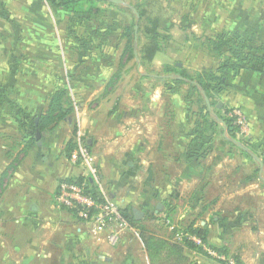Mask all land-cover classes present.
<instances>
[{"label":"crops","instance_id":"obj_1","mask_svg":"<svg viewBox=\"0 0 264 264\" xmlns=\"http://www.w3.org/2000/svg\"><path fill=\"white\" fill-rule=\"evenodd\" d=\"M209 3L202 23L185 22L193 34L179 40L178 50L161 48L153 62L163 54L164 64L179 72L188 66L198 72L218 69L229 54L216 52L208 38L222 32L247 34L248 42L254 35L253 43L264 45V4L233 9L228 1L211 16ZM44 7L49 6L21 0L10 7L17 12L13 18L0 16V264H151L137 228L129 224L120 243L111 246L91 237L71 212L55 208L60 181L77 175L68 154L76 140L85 141L97 158L102 184L96 189L120 208L139 211L138 224L170 212L178 225L204 226L211 246L238 264H264V70H226L224 89L212 91L208 114L198 115L199 92L188 79L174 84L141 71L139 64L142 82L124 111L115 95L119 83L111 82L123 54L111 52V62L104 64L101 53L95 68L76 69L65 52L55 51L60 38ZM128 7L138 18L137 9ZM195 43L204 52L197 66L183 59L193 51L184 44ZM78 60L81 64L82 57ZM59 90H65L64 106L71 111L40 129ZM200 93L205 98L203 89ZM228 108L246 113L251 135L228 132L223 119ZM139 187L145 192L134 194ZM187 254L193 264H226Z\"/></svg>","mask_w":264,"mask_h":264},{"label":"rangeland","instance_id":"obj_2","mask_svg":"<svg viewBox=\"0 0 264 264\" xmlns=\"http://www.w3.org/2000/svg\"><path fill=\"white\" fill-rule=\"evenodd\" d=\"M140 0H125L124 4H120L118 7H113L108 5L107 3L101 2L99 3V7L102 9L101 12H97L96 14H83L80 15L82 19L87 18L88 20L79 21L74 17H71L66 12L60 10L59 8L54 7L46 0H29V2L44 5L49 7L46 8L44 11V16H48L45 19H50L55 21L54 30L56 33V37H59L58 44L55 47V51L65 52L67 56V60H69L72 65H76V69L84 70V65L93 66L92 68L96 67L97 59L101 56V53L104 54V58H102L99 62H103L104 64L111 62V58L109 55L111 52L116 56L119 57L123 52L124 45L126 43V37L123 36L125 28L127 26H131L133 37L138 40V43L135 42V48L137 50H141L143 45L147 42L145 34L138 29V20L136 15L133 14L131 7H128L129 4H135ZM147 8L150 10L151 14L154 17H161L159 28H158V37L160 41L161 48H165L167 50L171 49V52L175 53L177 51V47L181 44L179 40H183V36L189 37L193 33L192 27L185 24V22H192V20H199L200 23L203 22L201 17H205L206 13H208V8L210 6L209 1H211V16L214 13L213 10L216 8H223L225 5L230 4L233 9H236L237 6L240 4L243 6H247L250 9L252 6H258L259 4H264V0H147ZM21 0H0V16L5 18H13L17 12L10 9L13 5H19ZM8 4L10 7L7 9L5 5ZM144 7V6H143ZM200 8V12H193V8ZM197 9V8H196ZM138 13V12H137ZM140 14V13H138ZM219 14V13H218ZM201 20V21H200ZM182 23V24H181ZM185 24V25H183ZM52 26V27H53ZM56 27V28H55ZM185 27V28H183ZM195 30L198 34L201 33L200 28L194 26ZM28 30V29H27ZM43 32H47V28H41ZM217 32H210L211 36H215ZM209 34V35H210ZM239 34V33H238ZM205 35V33L203 34ZM243 38L246 39L245 35L247 34H239ZM249 46L250 47H258L261 45L254 44V35H249ZM60 41V42H59ZM187 48L189 47L190 51L193 50L192 53L185 56L184 62L188 63L193 66H197L201 63V60L204 58L203 51L197 48V44H184ZM117 46V47H116ZM44 51H47L46 49ZM98 55L95 56V55ZM224 55V53L222 54ZM82 57V61L78 60L79 57ZM211 54V64L214 62V58ZM164 55L159 54L156 58L155 62H147L146 65H140V70L143 72H151L152 74H158L162 77L167 75L168 73L166 70L169 67L168 64H164L165 59H163ZM173 57H176L173 54ZM223 58V57H222ZM81 59V58H80ZM117 59V58H116ZM167 60V59H166ZM216 60V59H215ZM224 60V59H223ZM162 62V63H161ZM221 63V62H220ZM223 63V62H222ZM83 64V65H82ZM139 62L135 59L126 60L119 59V62L115 64V77L113 78L114 81L111 80L113 84H118V89L115 92V95H119L121 99V103L123 106L124 111L126 110V104L130 103L131 99H135L134 95L136 93V84L141 83L140 76L137 73L139 69ZM174 64V63H173ZM256 68V66H254ZM259 70H264V65L259 64L257 66ZM256 68V69H257ZM189 69V70H188ZM188 69H185V73H189V79H198L200 76H206V72H217L218 69H213L212 71H197L192 68V66H188ZM78 71V70H77ZM219 73V72H218ZM178 76V75H177ZM93 77H91L92 79ZM116 80V81H115ZM94 81L95 77H94ZM171 82V81H168ZM153 83V81H152ZM172 83V82H171ZM180 83L178 85H181ZM190 84V83H189ZM188 86V85H187ZM190 86V85H189ZM188 86V91L190 92V87ZM204 91V90H203ZM217 92V90H214ZM205 92V91H204ZM222 91H218L220 94ZM206 94V93H205ZM207 95V94H206ZM115 96V97H116ZM208 96V95H207ZM209 98V97H208ZM198 98H195L196 101ZM210 100V98H209ZM123 101V102H122ZM221 102V101H219ZM218 102V103H219ZM211 103V100H210ZM211 106V105H210ZM196 109V107H195ZM198 109V107H197ZM229 110L226 109L225 111ZM235 110L237 112H242V110L234 108L232 111ZM231 109L227 112V115H230ZM245 113V112H244ZM225 114V113H224ZM246 114V113H245ZM237 133H240L239 129ZM241 134V133H240ZM81 141L76 140L74 141V145ZM75 168V167H74ZM144 187H139V190L136 189L134 194H139L141 192H145ZM106 195H109L106 192ZM111 198V196L109 195ZM113 200V199H112ZM117 204V202L115 201ZM119 206V204H117ZM120 207V206H119ZM164 215V216H163ZM161 215V219H153L154 221H146L145 223H140L139 225L148 227L152 231H154L158 235H169L170 228L166 225L168 218H166V212ZM155 215L152 214L150 219H152ZM173 227H175L178 223L176 222L175 215L171 214ZM166 218V219H165ZM165 219V222H164ZM171 219V218H170ZM143 222V221H142ZM106 243L105 241H103ZM107 244V243H106ZM195 255L199 253L197 251H193ZM201 255V254H200Z\"/></svg>","mask_w":264,"mask_h":264},{"label":"trees","instance_id":"obj_3","mask_svg":"<svg viewBox=\"0 0 264 264\" xmlns=\"http://www.w3.org/2000/svg\"><path fill=\"white\" fill-rule=\"evenodd\" d=\"M46 1L66 12L71 17L75 16V18L79 21L88 20L87 18L82 19L80 15L90 13L96 14L97 12H101L102 9L98 5L101 2L107 3L113 7L117 6L115 3H111L106 0ZM147 2V0H140L133 4V6L137 9V12L140 13L138 18L136 16L138 20V29L141 33L143 32V34H145L144 36H146L147 42L143 45L140 51L137 50L135 48V42L138 43V40L133 37L131 26H127L123 33V36L126 37V43L121 57V59L126 57V60L135 59L142 65H146L147 62H152L157 52L161 49L158 37L159 35L157 32L161 17H154L151 14L150 10L147 8ZM132 12L136 15L134 11ZM208 42L216 52H224L223 50H226L229 54L227 55L228 58L222 63L221 67L218 68L217 72H206L207 75L205 77L200 76L198 79L190 80L186 73L178 71L177 66L169 65L166 70L168 73L164 76V80L171 81L174 84L184 83L186 79L190 81V86L195 91L199 92L198 103L200 111L198 112V115H202L203 112L208 114V106L205 98L200 93V90L203 89L205 91L212 104V91L217 90L218 92L224 89V85L226 84V70L231 68L255 70L256 68H254V66L257 67L259 64L264 65V45L250 47L248 40L242 38L239 34L222 32L213 38H208ZM65 98V90H59L53 95L51 105L39 123L40 129H45L50 125L59 122L69 114L71 109L65 108ZM228 111L229 110L225 112L223 119L227 125L228 132L235 135L238 131V127L234 124V117L227 115ZM69 146L70 148L68 154H70L75 147L74 142L70 143ZM88 186H91V189L94 192L97 191L95 185L90 180L88 181ZM121 211L130 226L138 229L140 239L150 257L151 264H193V259L187 254V250L192 252L197 251L199 254L209 256L205 251H203L202 247L196 245L193 240L186 237H184L182 241L175 239L176 233L178 231H182L184 234L187 233L200 238L203 242L211 246L207 237V229L204 226L196 225L195 221L184 223L180 222L179 225L177 224L174 229L170 230L169 235L163 236L156 234L145 226L139 225L136 215L131 209L121 208ZM165 216L172 221L170 212H167ZM220 251L223 252L222 250Z\"/></svg>","mask_w":264,"mask_h":264},{"label":"built area","instance_id":"obj_4","mask_svg":"<svg viewBox=\"0 0 264 264\" xmlns=\"http://www.w3.org/2000/svg\"><path fill=\"white\" fill-rule=\"evenodd\" d=\"M230 115L234 117V124L241 134L251 135L250 122L244 112L231 110ZM69 162L77 170V175L60 181L54 199L55 208L71 212L78 223L87 227L91 237L101 239L111 246H117L121 241L122 231L129 227V223L121 208L105 192L101 190L94 192L91 186H88L89 180L95 186L102 184V171L97 158L85 141L81 140L76 144L69 154ZM166 224L171 230L174 229L171 220L168 219ZM184 237L193 240L210 257L226 264H238L234 257L209 246L194 235L184 234L182 231H178L175 235V239L179 241Z\"/></svg>","mask_w":264,"mask_h":264},{"label":"water","instance_id":"obj_5","mask_svg":"<svg viewBox=\"0 0 264 264\" xmlns=\"http://www.w3.org/2000/svg\"><path fill=\"white\" fill-rule=\"evenodd\" d=\"M109 1H112V2H115V3L121 2V0H109ZM204 95H205L206 102H207L208 106L210 107L211 103H210V100H209L208 96L205 94V92H204ZM218 105L221 106L222 105V102H219ZM36 121L38 122V119ZM42 134L43 133L40 130H37V132H36L37 138H40ZM134 211H135V214L136 215H139V211H137L136 209Z\"/></svg>","mask_w":264,"mask_h":264}]
</instances>
